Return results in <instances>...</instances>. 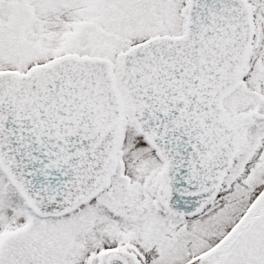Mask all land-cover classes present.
Listing matches in <instances>:
<instances>
[{
  "label": "snow or ice",
  "instance_id": "snow-or-ice-1",
  "mask_svg": "<svg viewBox=\"0 0 264 264\" xmlns=\"http://www.w3.org/2000/svg\"><path fill=\"white\" fill-rule=\"evenodd\" d=\"M0 264H264V0H0Z\"/></svg>",
  "mask_w": 264,
  "mask_h": 264
}]
</instances>
